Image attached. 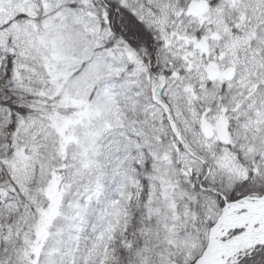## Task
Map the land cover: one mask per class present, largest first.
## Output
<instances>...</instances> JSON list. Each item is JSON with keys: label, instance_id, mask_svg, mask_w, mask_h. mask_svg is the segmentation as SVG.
<instances>
[{"label": "snow or ice", "instance_id": "obj_1", "mask_svg": "<svg viewBox=\"0 0 264 264\" xmlns=\"http://www.w3.org/2000/svg\"><path fill=\"white\" fill-rule=\"evenodd\" d=\"M0 264H264V0H0Z\"/></svg>", "mask_w": 264, "mask_h": 264}]
</instances>
